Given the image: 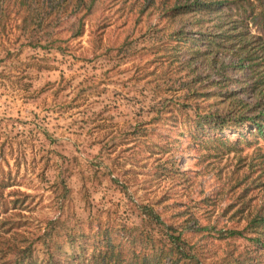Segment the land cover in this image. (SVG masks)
Segmentation results:
<instances>
[{
  "label": "rangeland",
  "instance_id": "rangeland-1",
  "mask_svg": "<svg viewBox=\"0 0 264 264\" xmlns=\"http://www.w3.org/2000/svg\"><path fill=\"white\" fill-rule=\"evenodd\" d=\"M102 1L98 17L65 53L24 45L14 21L0 33V56H7L0 61V263L12 264L15 248L32 244L20 264H46L39 235L61 214L58 228L74 227L73 248L82 247L76 258L71 248L58 256L83 264L101 250L99 228L113 231L125 260L150 250L133 240L141 203L168 218L181 209L218 227L243 228L264 202V136L256 129L241 136L238 128L196 133L194 122L231 107L227 88L244 89L246 100L256 97L264 67L233 71L227 88L210 84L211 68L199 69L207 96L182 109L181 90L172 87L183 84L180 62L150 54L120 62L93 51V37H102L104 49L116 47L143 27L135 24L132 0ZM239 2L223 7L221 19L241 40L264 42V0ZM104 19L110 24L102 29L97 22ZM225 54L230 59L232 49ZM58 239L69 247L65 235ZM204 253L217 264H264V248L249 239L209 237Z\"/></svg>",
  "mask_w": 264,
  "mask_h": 264
},
{
  "label": "trees",
  "instance_id": "trees-1",
  "mask_svg": "<svg viewBox=\"0 0 264 264\" xmlns=\"http://www.w3.org/2000/svg\"><path fill=\"white\" fill-rule=\"evenodd\" d=\"M231 3L241 6L239 0H132L131 5L137 12L135 24H143L138 37H132L133 34L128 33L118 46L105 49L102 37H93V51L120 62L140 54H150L154 59L167 57L172 62H180L183 65L181 71L185 72V76H182L183 84L173 81L172 87L181 90L176 95L182 109L194 107L198 98L207 96L202 90L204 75L199 69L211 68L215 80L210 84L227 88L233 71L264 67V63H261L264 61V45H258L264 42L258 39L252 43L241 40L239 34L231 33V24L221 19L220 10ZM102 5V0H0V33L6 31L9 23L14 21L19 31L18 38L23 39L24 45L43 50L56 49L65 53L72 39L86 33L88 21L98 17ZM109 24L107 19L101 24L97 22V26L101 25L102 29ZM187 48L191 51L190 54H185ZM228 49H232L230 59H226L225 51ZM7 53L12 52L8 50ZM6 58L7 56H0V61ZM203 58H206L207 63L197 64ZM255 84L258 86L257 96H252L249 100L243 98L246 95L244 89L227 88L224 93L233 101L231 107L227 111L211 112L194 119L196 133L201 130L205 133L208 129L210 132L225 134L238 128L241 136H246L254 129L264 136V90L260 88L264 84V68L259 72ZM166 90L174 89L169 87ZM166 97L161 96L163 99ZM163 103L162 101L161 105L165 106ZM184 111L186 112L185 109ZM63 187L62 197L65 198L68 187ZM138 208L140 223L135 231L139 232L133 240L146 243L150 250L138 253L134 251L132 258L125 260L124 249L113 237V231L110 228H99L101 238L97 245L101 250L90 254L89 263L95 260L96 264H217L209 262L204 253L209 237L220 240L249 239L253 246L264 248V202L257 205L243 228L224 225L218 227L210 217L202 221L196 213H187L181 209L168 218L151 204L141 203ZM62 219V214L51 219L47 228L39 235L46 264H70L67 256H60L71 248L75 249L72 257L76 258L79 255V250L76 249L82 247L73 248L78 238V234L73 232L74 227H61L64 232L60 233L61 228L58 226ZM63 235L69 239L68 248L59 242L58 237ZM15 250L18 256L16 255L12 264H20L30 254L32 244ZM0 264L11 262L4 260ZM235 264H252V261Z\"/></svg>",
  "mask_w": 264,
  "mask_h": 264
}]
</instances>
